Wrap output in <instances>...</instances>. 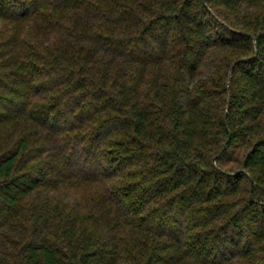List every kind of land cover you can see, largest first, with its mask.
<instances>
[{
	"label": "trees",
	"instance_id": "obj_1",
	"mask_svg": "<svg viewBox=\"0 0 264 264\" xmlns=\"http://www.w3.org/2000/svg\"><path fill=\"white\" fill-rule=\"evenodd\" d=\"M0 264H264V0H0Z\"/></svg>",
	"mask_w": 264,
	"mask_h": 264
},
{
	"label": "rangeland",
	"instance_id": "obj_2",
	"mask_svg": "<svg viewBox=\"0 0 264 264\" xmlns=\"http://www.w3.org/2000/svg\"><path fill=\"white\" fill-rule=\"evenodd\" d=\"M226 166H227V167H228V166H231V163H230V164H227Z\"/></svg>",
	"mask_w": 264,
	"mask_h": 264
}]
</instances>
